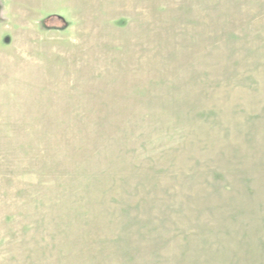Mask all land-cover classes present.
Segmentation results:
<instances>
[{"label": "rangeland", "instance_id": "374dc122", "mask_svg": "<svg viewBox=\"0 0 264 264\" xmlns=\"http://www.w3.org/2000/svg\"><path fill=\"white\" fill-rule=\"evenodd\" d=\"M0 264H264V0H0Z\"/></svg>", "mask_w": 264, "mask_h": 264}]
</instances>
